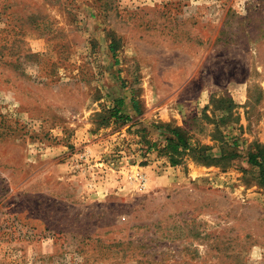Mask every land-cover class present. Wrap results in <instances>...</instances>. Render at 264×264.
<instances>
[{"label": "rangeland", "instance_id": "rangeland-1", "mask_svg": "<svg viewBox=\"0 0 264 264\" xmlns=\"http://www.w3.org/2000/svg\"><path fill=\"white\" fill-rule=\"evenodd\" d=\"M251 151L264 0H0V264H264Z\"/></svg>", "mask_w": 264, "mask_h": 264}, {"label": "trees", "instance_id": "trees-1", "mask_svg": "<svg viewBox=\"0 0 264 264\" xmlns=\"http://www.w3.org/2000/svg\"><path fill=\"white\" fill-rule=\"evenodd\" d=\"M134 108L141 112L139 103L135 96L132 98ZM121 104H123V99L120 100L118 107H115L112 115L123 119L128 118L125 114L121 112ZM169 134L166 136V144L160 149L169 157L170 162L173 165L181 163L184 158L192 157L193 160L199 161L204 164H216L222 159H226L227 153L222 150L221 155H215L210 149H212L207 144H202L199 141H193V137L188 131L182 129L181 127H170ZM150 142V141H149ZM151 145L157 146V142H150ZM236 152H233L235 155ZM231 155V156H233ZM249 161L259 167L260 176L264 182V153L262 151L250 152Z\"/></svg>", "mask_w": 264, "mask_h": 264}]
</instances>
